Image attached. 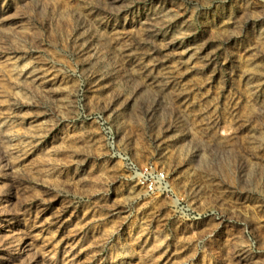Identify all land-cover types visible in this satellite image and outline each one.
Segmentation results:
<instances>
[{
	"label": "rangeland",
	"instance_id": "374dc122",
	"mask_svg": "<svg viewBox=\"0 0 264 264\" xmlns=\"http://www.w3.org/2000/svg\"><path fill=\"white\" fill-rule=\"evenodd\" d=\"M0 264H264V0H0Z\"/></svg>",
	"mask_w": 264,
	"mask_h": 264
}]
</instances>
